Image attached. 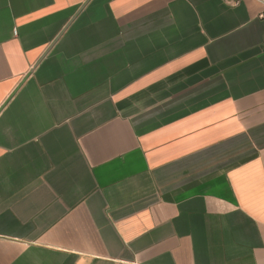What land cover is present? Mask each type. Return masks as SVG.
Listing matches in <instances>:
<instances>
[{"label": "crops", "instance_id": "obj_1", "mask_svg": "<svg viewBox=\"0 0 264 264\" xmlns=\"http://www.w3.org/2000/svg\"><path fill=\"white\" fill-rule=\"evenodd\" d=\"M0 264H264V0H0Z\"/></svg>", "mask_w": 264, "mask_h": 264}]
</instances>
